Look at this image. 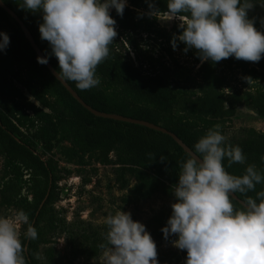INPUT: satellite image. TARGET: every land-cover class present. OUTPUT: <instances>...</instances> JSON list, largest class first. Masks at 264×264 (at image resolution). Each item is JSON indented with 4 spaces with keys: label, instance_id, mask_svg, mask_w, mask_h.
I'll return each instance as SVG.
<instances>
[{
    "label": "trees",
    "instance_id": "1",
    "mask_svg": "<svg viewBox=\"0 0 264 264\" xmlns=\"http://www.w3.org/2000/svg\"><path fill=\"white\" fill-rule=\"evenodd\" d=\"M3 1L24 22L59 72L58 60L51 54L49 43L40 38L38 26L43 22L42 14L23 9L22 0ZM129 1L130 5L124 8L122 16L117 15L115 9L109 11L116 21L117 35L109 45V56L96 68L100 83L94 88L80 90L76 82L67 81L89 105L104 112L161 124L176 133L192 150L209 129L234 117L244 101L264 117V88L225 91L224 78L217 72L218 66L235 65L249 72L252 80L264 78V54L258 62L234 57L219 62L206 61L202 64L201 83L197 89L179 92L156 66L159 59L153 56L146 58L131 33L139 30L153 32L151 25H144L143 20L166 13L167 0ZM253 2L264 3V0ZM150 4L158 11L156 15H149ZM247 16L254 27L264 33V13L248 10ZM175 27L178 31L179 26ZM0 32L9 37L7 48L0 51V156L4 158L0 205H9L28 217L24 234L20 237L25 264H40V254L47 264H61L55 248L47 246L57 229L54 205L59 200L57 182L62 176L56 160L52 156L48 159L44 156L53 153L56 144L68 141L70 146L66 153L79 161L85 162L88 156L102 164L116 165V178L122 188L129 186V179L135 182L125 197L128 203L149 199L155 193L174 197L172 189L178 182L180 165L189 153L166 133L91 113L71 95L46 64L37 62L38 55L19 22L3 8H0ZM124 33H127L139 65L135 64L129 51L124 52L119 46ZM27 93L39 104L30 100ZM54 95L56 97L52 99ZM244 132V137L238 142L226 141V144L239 146L246 157L245 163L229 166L225 159L222 162L225 170L239 176L252 165L264 176V131L246 128ZM38 147H41V152H38ZM25 188L26 194L23 193ZM261 190H264V183L257 184L255 190L246 194H236L244 200L246 196L255 198L256 192ZM233 201L236 208L241 207L236 199ZM171 213L162 212L145 226L156 244L158 264H174L179 260L178 255H173V258L157 248L160 242L171 239V236L165 239L161 231ZM29 226L37 232L34 240L25 236ZM106 231L105 226L101 231L83 229L77 238L71 234L74 252L89 258L99 257L105 251L100 246L107 244ZM41 246H45L42 252Z\"/></svg>",
    "mask_w": 264,
    "mask_h": 264
},
{
    "label": "clouds",
    "instance_id": "2",
    "mask_svg": "<svg viewBox=\"0 0 264 264\" xmlns=\"http://www.w3.org/2000/svg\"><path fill=\"white\" fill-rule=\"evenodd\" d=\"M127 0H22V8L40 12V38L46 40L58 60V79L74 81L80 90L96 87L98 64L109 56V45L117 35L114 8L122 16ZM253 0H167V20L183 19L176 39L198 50L201 62H219L234 57L258 62L264 54V33L258 31L247 11ZM158 11L149 5V15ZM157 16V15H156ZM9 44L0 32V51ZM47 54L37 62L46 64ZM227 108V104L225 103ZM162 159H164L162 157ZM244 164L239 146L226 144L219 126L209 129L194 145V151L180 165L173 187L176 201L161 231L164 238H177L173 246L186 250L185 264H264V190L247 197L236 208L230 194H246L264 183V176L247 166L244 174L232 175L223 161ZM28 223L22 211L15 219L0 217V264H25L18 223ZM103 264H158L156 244L146 227L131 214L117 211L104 221ZM25 236L36 239L29 226Z\"/></svg>",
    "mask_w": 264,
    "mask_h": 264
},
{
    "label": "rangeland",
    "instance_id": "3",
    "mask_svg": "<svg viewBox=\"0 0 264 264\" xmlns=\"http://www.w3.org/2000/svg\"><path fill=\"white\" fill-rule=\"evenodd\" d=\"M129 5L130 1L127 0L126 6ZM113 9L111 8L110 11ZM249 12L264 13V3H255ZM183 22V19L178 18L167 20L166 13H159L154 19L146 17L143 20L144 25H151L153 32L139 30L131 33L146 58L153 56L156 60L159 59L156 66L164 72L168 80L173 83L174 88L179 92H189L196 90L197 85L201 83L202 64L206 61H200L198 50L194 48H189L187 52L183 51L185 45L178 39H176V47L173 49L172 40L182 33L181 24ZM175 26H179L178 31ZM126 35L127 33H124L120 37L119 46L124 52L129 51L135 64L139 65ZM234 66L221 65L217 67L219 76L224 78L225 91H254L261 87L264 88V78L252 80L249 72ZM27 97L39 104L38 100L29 93H27ZM55 97L54 95L51 98L55 99ZM217 125L221 134L226 137V141L235 144L244 137L246 128L264 131V117L257 114L247 101H244L238 106L234 117L220 121ZM68 146H70L68 141L56 144L53 153L44 156L45 159L52 156L56 160L62 176L57 182L60 193L59 200L54 205L57 229L51 235V241L47 245L55 248L57 260L61 264H103L104 251L97 258L77 254L70 243V236L72 234L77 238L80 231L89 228L101 231L106 226L105 218L110 214H115L120 210L128 212L134 221H139L146 226L156 215L162 212H172L171 205L176 201V198L162 193H155L151 198L138 203H128L125 201V197L135 183L133 179H129L127 188H122L116 178V165L113 163L102 164L88 156L85 158V162L79 161L66 153ZM41 151V147H38V152ZM3 164L4 158L0 156V177ZM23 193H27L26 188ZM18 213L15 208L9 205H0V217L15 219ZM17 226L21 237L24 234V223L20 222ZM176 238L175 235H171L170 240L160 242L157 248L169 253L173 258L178 255L179 260L174 264H185L186 250L178 249L172 244ZM44 248L45 246H41L40 251L42 252ZM40 255V264H47L42 254Z\"/></svg>",
    "mask_w": 264,
    "mask_h": 264
},
{
    "label": "water",
    "instance_id": "4",
    "mask_svg": "<svg viewBox=\"0 0 264 264\" xmlns=\"http://www.w3.org/2000/svg\"><path fill=\"white\" fill-rule=\"evenodd\" d=\"M0 8L5 9L10 15H12L20 24L21 28L23 29L27 39L31 43L32 47L36 51L38 56H45L43 51L40 49L39 45L36 43L34 37L30 33L29 29L27 26L24 24V22L19 18V16L8 6L5 4L3 0H0ZM46 66L50 69L52 74L58 79V71L53 67V65L50 63L49 59L46 63ZM59 80V79H58ZM65 87L66 89L71 93V95L77 99L78 102H80L85 108H87L91 113H93L96 116L99 117H104V118H110L114 120H119V121H124V122H130V123H136V124H141L143 126H146L148 128L166 133L173 137L177 143H179L188 153L193 152L192 150L176 133L173 131L167 129L161 124H155L153 122H150L148 120H143V119H138V118H133L130 116H125L119 113H110V112H104L98 109L93 108L91 105H89L76 91L75 89L67 82V81H62L59 80ZM234 199H236L239 203L243 199H241L236 193L230 194Z\"/></svg>",
    "mask_w": 264,
    "mask_h": 264
}]
</instances>
